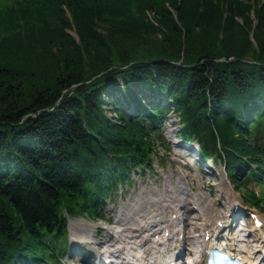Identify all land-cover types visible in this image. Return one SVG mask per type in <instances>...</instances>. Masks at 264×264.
Returning <instances> with one entry per match:
<instances>
[{"label": "trees", "instance_id": "1", "mask_svg": "<svg viewBox=\"0 0 264 264\" xmlns=\"http://www.w3.org/2000/svg\"><path fill=\"white\" fill-rule=\"evenodd\" d=\"M215 2L20 0L0 9V22L12 17L7 31L38 30L33 48H0V264H60L67 216L104 218L116 188L153 168L169 113L199 160L218 157L263 211L264 193L249 186L264 188V6L252 28L248 4ZM148 6H159L157 25L142 15Z\"/></svg>", "mask_w": 264, "mask_h": 264}, {"label": "bare ground", "instance_id": "2", "mask_svg": "<svg viewBox=\"0 0 264 264\" xmlns=\"http://www.w3.org/2000/svg\"><path fill=\"white\" fill-rule=\"evenodd\" d=\"M214 160L221 161L218 157ZM195 180L201 188L200 178L177 170L159 178L157 188L141 186L130 197L122 199L111 224L97 227L92 240L85 233H78L81 238L75 239L77 235L73 233L75 245L83 244L84 252L94 257L93 260L80 257L78 264H206L202 248L216 242L218 249L225 242L229 251L240 253L250 264H261L264 261V251L259 249L264 246L263 221L255 217L250 228L238 224L230 233L225 221L228 214H220V210L227 208L233 212L232 196L221 193L220 199H210L200 193L193 198L187 189L193 187ZM222 199H226L227 205L221 203ZM255 220L259 221L258 225ZM222 229L228 230L227 235L220 234ZM251 233L255 234L254 238ZM241 243L245 244L244 248L238 245Z\"/></svg>", "mask_w": 264, "mask_h": 264}, {"label": "rangeland", "instance_id": "3", "mask_svg": "<svg viewBox=\"0 0 264 264\" xmlns=\"http://www.w3.org/2000/svg\"><path fill=\"white\" fill-rule=\"evenodd\" d=\"M17 1L20 0H0V9L7 5L13 6ZM240 2H242V4L245 3L248 4L247 6H250L251 10L248 13V17H250L252 21L251 27L254 28L257 24L255 10L264 6V0H240ZM165 8L168 10V13L171 15V17L175 20L177 14L174 7L170 6L169 4H165ZM62 9L67 19L70 20L71 15L68 9L65 6H63ZM158 9L159 6L144 7L142 15L150 23L157 25L159 22H161V15L157 12ZM11 18L12 17L9 16L7 17L6 21L0 22V45L2 46L0 48H2L3 51L6 50L7 52H18L24 50V44L27 45L28 43L33 48L34 45L31 44L30 40L27 41V39L32 38V34H35L38 30H32L29 33V36H17L19 33L14 32L13 34V30L7 31V28H10L11 25L7 21ZM235 19L241 25L247 22H245L246 18L243 17H237ZM19 22H21V20H19ZM159 29L163 30L160 27ZM20 31H22V29L16 32ZM66 32H68L69 35H71L78 41V37L76 35L74 27L67 29ZM11 34H13V36ZM161 35L162 34H160L159 32L155 34L156 38H160ZM252 35L253 34L251 33V41L253 40ZM15 36H17L14 39L15 41L13 43H9L7 39L14 38ZM253 44L254 46H256L255 42H253ZM46 89L47 88H45L44 90ZM105 110L109 118L115 116V112L108 106H105ZM166 118L167 119L160 130L159 138H155L157 142L154 144V150L156 152L155 154L158 155H156L154 159L153 168L150 171H140L139 173L131 175L129 181L125 183L124 186H118L116 188V190L111 194L110 200L105 204H102L100 207V214L104 217L103 219L98 215L93 214L91 216L86 213L77 214L75 216H67L66 242L68 251L66 253V257L62 259L60 264H78V259L80 257L87 260H93L94 257L91 254H86L84 252L85 246L83 244L75 245V242H73L72 234L76 233L77 236L74 238L80 239L81 237L78 236V233H85L84 236H91L90 240H92L96 236L95 231L97 227H108L111 224L113 215L116 212L117 207L121 203L122 199L130 197L133 193H135L136 189L141 186L151 185L152 188H157L156 181L159 178L165 177L177 170L181 171V174H188L190 176H196L197 178H200V182L202 184L201 188L198 187V181L195 180L193 187L187 189V193L193 198L200 193L208 196L210 199H220L221 193L224 196H228L229 194L232 196L234 203L232 208L233 212L231 213V211H228L227 208H223L222 210H220V214H228V219H226L225 221H227L228 226L230 227V233L233 232L235 226L238 224H241L243 227L247 226V229L250 228L254 216L262 220L264 223V204L263 211L259 210L257 207L250 205L248 201L245 200V190H239L229 182V179L223 173L222 164L216 162L213 155H211V157L210 155H208L205 161H200L198 156V145L193 142L186 143L179 139L180 136L178 131L179 125L181 123H179V121L176 119L175 114L169 113ZM160 138H163L166 144L164 148L161 145ZM175 160H177V162H175ZM175 179H178V177H176ZM249 188H251L255 193L259 194V196L264 193V188L261 185L252 184L249 186ZM222 189L223 192H221ZM225 200L222 199L221 203H223V205H227ZM192 213L193 211L191 212V214ZM227 232L228 230L222 229L220 234L224 236L225 234L227 235ZM254 235V233H251V238H254ZM238 245L243 248L245 247L244 243ZM259 249H262L264 251V247L262 248V246L259 247ZM261 264H264V261Z\"/></svg>", "mask_w": 264, "mask_h": 264}]
</instances>
